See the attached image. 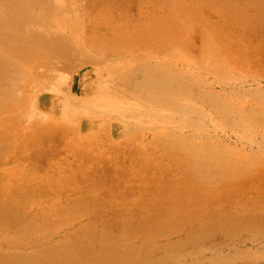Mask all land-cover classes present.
Listing matches in <instances>:
<instances>
[{"label":"rangeland","instance_id":"rangeland-1","mask_svg":"<svg viewBox=\"0 0 264 264\" xmlns=\"http://www.w3.org/2000/svg\"><path fill=\"white\" fill-rule=\"evenodd\" d=\"M12 1L0 264H264V0Z\"/></svg>","mask_w":264,"mask_h":264},{"label":"bare ground","instance_id":"bare-ground-1","mask_svg":"<svg viewBox=\"0 0 264 264\" xmlns=\"http://www.w3.org/2000/svg\"><path fill=\"white\" fill-rule=\"evenodd\" d=\"M5 2V0H0V5L2 4V3H4ZM34 2H36V0H29V2H27V0H13L12 1V3H14L13 4V7H14V9H15V11L18 13L17 15L19 16H17L18 18H20V20L22 19L21 18V16H24L25 14H27V16H28V20H31V19H33V16H31V14H33V13H31V11L29 12V11H25L24 9H27V8H30V4H33ZM262 2V1H261ZM261 4H263V3H261ZM252 4H250V6H251ZM246 7H247V4H246ZM254 8L255 7H253V10H254ZM262 8V7H261ZM23 9V10H22ZM244 10V9H243ZM22 11H25V14L24 13H22ZM25 17V16H24ZM6 18V16H5V13L3 12V7H0V19H2V20H4ZM254 18V17H253ZM257 18V17H256ZM264 17L262 16V15H260V16H258V21H257V23H260V25H263L264 24ZM22 20H26V17H25V19H22ZM28 20H26V21H28ZM251 20H252V18H251ZM256 21V20H255ZM254 21V22H255ZM251 22V21H250ZM249 22V23H250ZM29 23V22H28ZM258 27V26H257ZM260 27V26H259ZM263 28H264V26H262ZM261 27V28H262ZM263 28H262V30L261 31H263ZM260 30V29H259ZM257 33V32H256ZM260 33V32H259ZM263 33V32H262ZM258 34V33H257ZM254 35V34H253ZM0 60H1V63H5V60H4V57H3V55L1 54L0 55ZM17 75V72L16 73H9L8 74V78L7 79H5V81H9V82H1L0 81V89H2V90H0V91H2V92H4V96H3V98H5L6 96H10V97H12V96H16L17 95V88H15V86H13V84L11 83L10 84V82L12 81V80H14V77ZM167 79V78H166ZM165 79V81H167ZM13 82V81H12ZM166 83V82H165ZM53 90H55V89H53ZM39 94V92L38 93H35L33 96H32V103L34 104V102H35V99L37 98V95ZM35 105V104H34ZM35 108L37 109V105H35ZM8 222V221H7ZM7 224H11V223H7ZM1 259H5V257H0ZM60 258V257H59ZM61 259V258H60ZM54 260V259H53ZM93 260V262H91V263H93V264H106L105 262H104V260L103 259H101V260H96V259H92ZM62 264H70V262L68 261V260H63L62 259V262H61ZM60 263V264H61ZM108 264V263H107Z\"/></svg>","mask_w":264,"mask_h":264},{"label":"crops","instance_id":"crops-1","mask_svg":"<svg viewBox=\"0 0 264 264\" xmlns=\"http://www.w3.org/2000/svg\"><path fill=\"white\" fill-rule=\"evenodd\" d=\"M55 91V90H54ZM78 98H82V97H78ZM83 98H87V97H83Z\"/></svg>","mask_w":264,"mask_h":264}]
</instances>
